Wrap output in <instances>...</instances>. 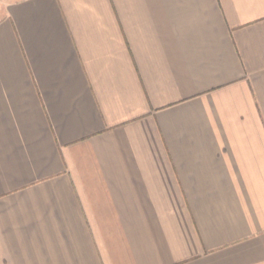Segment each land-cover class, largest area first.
I'll return each mask as SVG.
<instances>
[{
  "label": "crops",
  "instance_id": "crops-1",
  "mask_svg": "<svg viewBox=\"0 0 264 264\" xmlns=\"http://www.w3.org/2000/svg\"><path fill=\"white\" fill-rule=\"evenodd\" d=\"M0 264H264V0H2Z\"/></svg>",
  "mask_w": 264,
  "mask_h": 264
},
{
  "label": "built area",
  "instance_id": "built-area-1",
  "mask_svg": "<svg viewBox=\"0 0 264 264\" xmlns=\"http://www.w3.org/2000/svg\"><path fill=\"white\" fill-rule=\"evenodd\" d=\"M1 1H2V0H0V4H1Z\"/></svg>",
  "mask_w": 264,
  "mask_h": 264
}]
</instances>
